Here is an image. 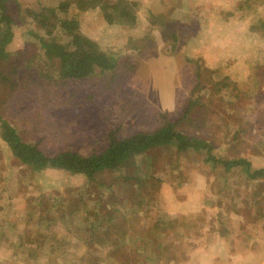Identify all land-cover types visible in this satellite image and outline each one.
I'll use <instances>...</instances> for the list:
<instances>
[{
	"label": "rangeland",
	"instance_id": "374dc122",
	"mask_svg": "<svg viewBox=\"0 0 264 264\" xmlns=\"http://www.w3.org/2000/svg\"><path fill=\"white\" fill-rule=\"evenodd\" d=\"M62 1L116 69L57 86L37 76L47 64L35 36H45L26 10H57ZM127 1L136 15L129 27L108 24L87 0H9L6 122L51 156L102 150L108 131L125 138L181 119L178 130L208 142L219 160L264 169V0ZM162 32L176 34L175 45ZM52 37L67 41L60 29ZM29 168L0 140V264H264V175L165 148L89 183Z\"/></svg>",
	"mask_w": 264,
	"mask_h": 264
},
{
	"label": "trees",
	"instance_id": "16d2710c",
	"mask_svg": "<svg viewBox=\"0 0 264 264\" xmlns=\"http://www.w3.org/2000/svg\"><path fill=\"white\" fill-rule=\"evenodd\" d=\"M8 2L9 0H0V82L5 84L9 83V79L4 74V68L11 64L9 61L11 56L6 51V47L13 39V20L8 14ZM69 6L68 1H62L58 4L57 10L44 7L41 8V11L36 12L26 10V15L31 17L33 23L44 31L45 38L35 37L39 43V53L47 64L46 68L51 66L52 69V75L47 74L46 68H44L37 76L54 86L65 84L67 81H83L94 76L95 73H108L118 66V61L112 54L100 49L94 41L80 33L79 24L75 18L65 16ZM84 6L85 8H98L100 16L108 24L120 23L129 27L135 21L133 5L127 0H87ZM77 7L80 11L78 5ZM60 14L65 17H59ZM56 29L62 31L63 36L67 39L66 43L61 44L52 37ZM162 35L170 45H175L178 40L177 35L173 32L166 34L162 32ZM13 71L15 72L17 69L14 68ZM37 85L40 89L44 86L42 83ZM223 86L224 84L221 83L220 88ZM230 93H232L231 90ZM229 97L232 101L237 100V95L231 94ZM180 122L181 119L171 122L163 119L154 131L150 133L137 131L125 138H118L114 131H108L105 136L106 145L102 150L92 149L89 153L82 155L77 151L64 149L49 156L38 149V142H24L15 128L10 126L0 114V140L6 145L12 158L30 167L29 169L33 172L55 169L71 176H80L87 183L91 182L97 173L118 170L123 162L131 157L157 148H165L168 151L174 149L175 152L200 153L204 155L205 163H220L225 171H229L233 167H240L252 179L264 175V169L251 170L250 162L246 159L219 160L213 156L212 146L208 142L186 136L179 131ZM133 173L136 174L137 171L135 170ZM135 174L133 175L136 176ZM70 199L74 200L71 197ZM72 200H70L71 203H73ZM118 204L121 205V202L116 200L115 206L112 208L115 210L103 214L102 217L108 218L107 221L113 219L116 214L115 207ZM112 229L115 233L118 226H112ZM98 240L102 241L101 238ZM117 242L118 240L114 244Z\"/></svg>",
	"mask_w": 264,
	"mask_h": 264
}]
</instances>
